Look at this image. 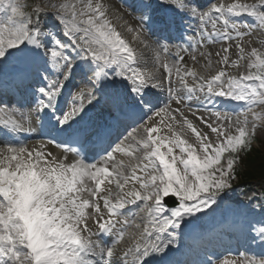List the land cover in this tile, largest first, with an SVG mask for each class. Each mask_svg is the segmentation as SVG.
Wrapping results in <instances>:
<instances>
[{
    "label": "snow or ice",
    "instance_id": "6c2138e0",
    "mask_svg": "<svg viewBox=\"0 0 264 264\" xmlns=\"http://www.w3.org/2000/svg\"><path fill=\"white\" fill-rule=\"evenodd\" d=\"M25 7L21 0H0V77L10 76L30 90L36 111L50 114L48 123L76 136L80 148L67 141L58 145L79 157L68 161L44 152L43 145L37 150L8 140L0 146V264H172L169 253L182 226L218 205L264 123V112L255 110L264 106V41L250 50L236 43L235 59L228 43L214 54L215 70L212 52L199 53L200 69L181 65L180 53L264 31V0H217L207 10L196 0H141L140 28L121 23L105 0H41L34 11ZM41 15L51 16L53 23L43 24ZM177 15L199 21V39L190 36L169 66L163 57L170 46L161 41L178 29ZM242 15L253 22L236 19ZM145 24L160 34L154 45L143 35ZM149 50L168 80L164 106L157 91L163 80L146 67ZM191 59L197 62L195 54ZM241 62L246 71H230ZM173 70L189 99L204 93L242 107L231 114L216 111L214 122L200 117L207 132L186 117L181 123L171 111L173 101H182V94H174ZM77 76L83 86L73 85L76 91L65 99L64 89ZM106 107L138 114L143 135L137 139L129 133L133 144H109L95 152L98 161L88 162L92 137L105 126ZM175 111L183 117L179 108ZM0 112L7 116L0 119V129L31 130L15 118V110ZM161 113L169 123L154 119ZM161 125L167 129L163 135ZM187 129L192 142L185 138ZM129 205L138 208L132 218L125 214ZM252 211L244 231L246 243L258 251L209 256L199 264H264V203L259 212L255 206Z\"/></svg>",
    "mask_w": 264,
    "mask_h": 264
},
{
    "label": "bare ground",
    "instance_id": "6f19581e",
    "mask_svg": "<svg viewBox=\"0 0 264 264\" xmlns=\"http://www.w3.org/2000/svg\"><path fill=\"white\" fill-rule=\"evenodd\" d=\"M241 2H245V0H241ZM247 2H252V0H247ZM105 3L108 5V7L110 8V10H111V12L113 14H115L116 16H119L121 18V20H120L121 23H126L127 25L136 28V25L134 23H132L131 19L123 11L121 12L119 7L118 8L115 7V3L112 0H105ZM261 34H262L261 30H256L257 37H261L262 36ZM145 55H146V58H147V61H148L146 67L149 70H155V71L158 72L159 69H158V66H157V62L155 61V58L153 57L152 52L150 50L146 51ZM213 61H214V59H213ZM202 63H204L203 59H201V60L199 59L196 62V64H198V66H196L195 68L200 69V66H201ZM190 83L192 84V81H190ZM192 96H193V100L194 101H201V100L204 99V93H195V94H192ZM164 116L166 117L165 114H164ZM161 119H163V118H161ZM161 119H159V120L157 119L156 121H160ZM163 123L167 124L164 121V119H163ZM161 127H163V126L161 125ZM175 127L179 128L178 126H175ZM188 130L191 133V130L190 129H188ZM162 134H163V132L161 130V135ZM35 149H37V148H35ZM119 156L121 158H124V156L122 154H120Z\"/></svg>",
    "mask_w": 264,
    "mask_h": 264
},
{
    "label": "trees",
    "instance_id": "16d2710c",
    "mask_svg": "<svg viewBox=\"0 0 264 264\" xmlns=\"http://www.w3.org/2000/svg\"><path fill=\"white\" fill-rule=\"evenodd\" d=\"M254 156L256 157V159L254 160L255 163L264 167V157H261L257 153H255Z\"/></svg>",
    "mask_w": 264,
    "mask_h": 264
},
{
    "label": "rangeland",
    "instance_id": "374dc122",
    "mask_svg": "<svg viewBox=\"0 0 264 264\" xmlns=\"http://www.w3.org/2000/svg\"><path fill=\"white\" fill-rule=\"evenodd\" d=\"M262 133H264V130L262 132H260L259 134L256 135V137H257L258 140L259 139L262 140L264 138V134H262ZM263 186H264V183H263Z\"/></svg>",
    "mask_w": 264,
    "mask_h": 264
}]
</instances>
